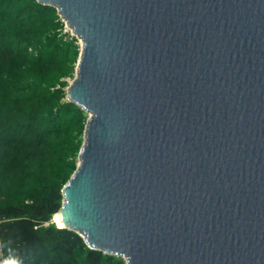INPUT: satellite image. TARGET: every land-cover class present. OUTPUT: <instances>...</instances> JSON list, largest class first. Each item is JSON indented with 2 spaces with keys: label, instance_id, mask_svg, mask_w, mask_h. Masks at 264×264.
I'll use <instances>...</instances> for the list:
<instances>
[{
  "label": "water",
  "instance_id": "95a60500",
  "mask_svg": "<svg viewBox=\"0 0 264 264\" xmlns=\"http://www.w3.org/2000/svg\"><path fill=\"white\" fill-rule=\"evenodd\" d=\"M37 1L82 40L63 227L125 264H264V0Z\"/></svg>",
  "mask_w": 264,
  "mask_h": 264
},
{
  "label": "trees",
  "instance_id": "16d2710c",
  "mask_svg": "<svg viewBox=\"0 0 264 264\" xmlns=\"http://www.w3.org/2000/svg\"><path fill=\"white\" fill-rule=\"evenodd\" d=\"M79 52L55 6L0 0V264H125L51 221L88 117L66 98Z\"/></svg>",
  "mask_w": 264,
  "mask_h": 264
},
{
  "label": "bare ground",
  "instance_id": "6f19581e",
  "mask_svg": "<svg viewBox=\"0 0 264 264\" xmlns=\"http://www.w3.org/2000/svg\"><path fill=\"white\" fill-rule=\"evenodd\" d=\"M65 21V20H64ZM66 22V21H65ZM67 24V22H66ZM68 25V24H67ZM69 26V25H68ZM70 28V26H69ZM71 29V28H70ZM72 30V29H71ZM80 39V38H79ZM81 40V39H80ZM82 43V40H81ZM53 222L58 226V227H63V222H62V218L59 212H56L53 217H52Z\"/></svg>",
  "mask_w": 264,
  "mask_h": 264
},
{
  "label": "rangeland",
  "instance_id": "374dc122",
  "mask_svg": "<svg viewBox=\"0 0 264 264\" xmlns=\"http://www.w3.org/2000/svg\"><path fill=\"white\" fill-rule=\"evenodd\" d=\"M62 18V17H61ZM63 20V19H62ZM64 21V20H63ZM64 31H69V32H71L70 34H73L72 33V31H71V29L69 28V26L64 22ZM74 35V34H73ZM77 41H78V43H79V45H80V39H78L77 38ZM76 64H77V62H76ZM76 67V66H75ZM74 75H75V70H74V74H73V77H74ZM73 77H68V78H66L67 79V81H68V84L73 80ZM68 84L66 85V87L68 86ZM67 98V97H66Z\"/></svg>",
  "mask_w": 264,
  "mask_h": 264
},
{
  "label": "built area",
  "instance_id": "2783aa9c",
  "mask_svg": "<svg viewBox=\"0 0 264 264\" xmlns=\"http://www.w3.org/2000/svg\"><path fill=\"white\" fill-rule=\"evenodd\" d=\"M71 33V32H70ZM73 35V34H72Z\"/></svg>",
  "mask_w": 264,
  "mask_h": 264
}]
</instances>
